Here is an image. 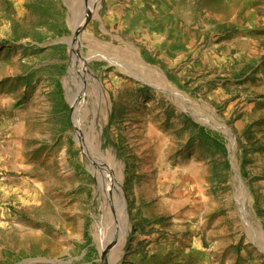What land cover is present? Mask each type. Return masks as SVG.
Segmentation results:
<instances>
[{
    "label": "rangeland",
    "instance_id": "374dc122",
    "mask_svg": "<svg viewBox=\"0 0 264 264\" xmlns=\"http://www.w3.org/2000/svg\"><path fill=\"white\" fill-rule=\"evenodd\" d=\"M124 3L139 6L101 0L75 36L81 3L0 0V264H264V0H143L156 34ZM70 39L103 91L91 148ZM98 145L129 224L108 263Z\"/></svg>",
    "mask_w": 264,
    "mask_h": 264
},
{
    "label": "bare ground",
    "instance_id": "6f19581e",
    "mask_svg": "<svg viewBox=\"0 0 264 264\" xmlns=\"http://www.w3.org/2000/svg\"><path fill=\"white\" fill-rule=\"evenodd\" d=\"M67 1L69 5L74 4L76 6L77 3H81L83 6L84 11L82 13L81 21L79 25L75 26V36H78L80 32V30H78L79 26L85 22L84 20L92 14H98L96 13L97 7L101 0ZM69 41L72 49V63L67 77L65 78V86L68 98L73 108L75 125L79 129H82L83 118L89 114L94 116L92 124L88 126L89 131L86 136L91 142L86 145L91 148L93 146V142L98 137L96 129L99 122L97 119L100 112H103V91L97 81V78L94 77L91 69L89 68L88 60L83 58L81 54L79 40L70 39ZM90 103L92 104L91 108L89 107ZM88 144L90 146H88ZM94 150H96L97 155L100 157L91 155L90 160L96 174L102 201L100 205L101 213L98 216H95L93 234L101 253L105 256V263H108L110 255L117 250L118 246L120 245V247H123L126 236L128 235L129 224L126 206L122 196V180L119 172L120 165L111 152H102L99 145L96 146ZM119 259L120 254L118 256V260Z\"/></svg>",
    "mask_w": 264,
    "mask_h": 264
},
{
    "label": "crops",
    "instance_id": "0c3cea01",
    "mask_svg": "<svg viewBox=\"0 0 264 264\" xmlns=\"http://www.w3.org/2000/svg\"><path fill=\"white\" fill-rule=\"evenodd\" d=\"M148 1V0H146ZM134 4L136 5H139L137 7H134L135 5L131 4L130 5H127L126 3L121 4V9H122V12H120L119 14H123V12H126L128 16H131L129 18L131 19H135L136 21H139V24L142 26V25H145L146 29L148 31H150L152 34H156L154 32V27L152 26L154 24L152 20V10H153V7L151 6V10H148L146 12H143L144 11V3H143V0H140V1H137V0H134ZM144 13V14H143ZM110 15H114L116 16L115 13H110ZM145 17V18H144ZM178 36H185V35H177V41L180 42V37L178 38ZM155 47H160V40L159 38L157 37L156 41H155ZM180 44V43H179ZM179 63V62H177ZM176 63V64H177Z\"/></svg>",
    "mask_w": 264,
    "mask_h": 264
},
{
    "label": "trees",
    "instance_id": "16d2710c",
    "mask_svg": "<svg viewBox=\"0 0 264 264\" xmlns=\"http://www.w3.org/2000/svg\"><path fill=\"white\" fill-rule=\"evenodd\" d=\"M193 127L197 130L198 134L202 137L209 138L210 134L207 132V130L203 127H200L199 125H196L192 123Z\"/></svg>",
    "mask_w": 264,
    "mask_h": 264
},
{
    "label": "water",
    "instance_id": "95a60500",
    "mask_svg": "<svg viewBox=\"0 0 264 264\" xmlns=\"http://www.w3.org/2000/svg\"><path fill=\"white\" fill-rule=\"evenodd\" d=\"M89 21V18L85 20L84 24H86Z\"/></svg>",
    "mask_w": 264,
    "mask_h": 264
}]
</instances>
